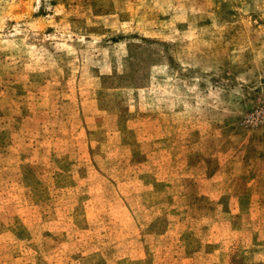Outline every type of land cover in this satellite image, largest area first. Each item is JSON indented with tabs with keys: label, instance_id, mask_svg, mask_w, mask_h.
<instances>
[{
	"label": "rangeland",
	"instance_id": "1",
	"mask_svg": "<svg viewBox=\"0 0 264 264\" xmlns=\"http://www.w3.org/2000/svg\"><path fill=\"white\" fill-rule=\"evenodd\" d=\"M0 264H264V0H0Z\"/></svg>",
	"mask_w": 264,
	"mask_h": 264
}]
</instances>
